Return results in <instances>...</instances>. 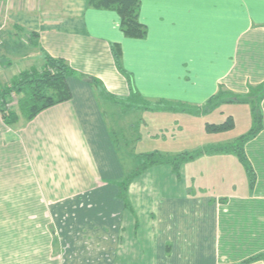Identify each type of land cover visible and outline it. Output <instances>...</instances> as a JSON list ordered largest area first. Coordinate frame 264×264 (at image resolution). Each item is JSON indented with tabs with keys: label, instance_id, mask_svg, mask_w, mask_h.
Masks as SVG:
<instances>
[{
	"label": "crops",
	"instance_id": "obj_1",
	"mask_svg": "<svg viewBox=\"0 0 264 264\" xmlns=\"http://www.w3.org/2000/svg\"><path fill=\"white\" fill-rule=\"evenodd\" d=\"M138 5L145 34L132 38L115 10L87 0H0V80L45 55L75 72L69 100L13 126L0 117V264H264L246 262L264 253V97L262 128L243 145L252 186L231 151L184 162L178 176L151 165L120 184L141 155L177 154L172 140L194 139L211 97L246 98L264 83V0ZM117 125L130 130L123 140ZM143 142L158 148L137 152Z\"/></svg>",
	"mask_w": 264,
	"mask_h": 264
},
{
	"label": "trees",
	"instance_id": "obj_2",
	"mask_svg": "<svg viewBox=\"0 0 264 264\" xmlns=\"http://www.w3.org/2000/svg\"><path fill=\"white\" fill-rule=\"evenodd\" d=\"M88 4L95 8L112 9L120 17V29L127 37L140 38L145 34V27L138 21V0H87ZM113 58L117 69L126 75L120 64V51L118 47L112 49ZM72 68L62 59L44 56L43 65L39 69H30L21 72L11 80L9 84L0 87V117L8 126H13L20 115L26 120L33 118L38 112L69 100L71 93L67 85V78L74 74ZM128 76V75H126ZM91 82L96 87H101L98 80L91 78ZM12 95L19 96L17 101L18 112L8 107ZM264 97V83L259 85L253 95L246 98H233L224 91L211 97L202 111L210 112L212 109L224 103L249 104L252 117V127L249 131L239 136L233 143L227 145L205 146L193 151H185L173 155L161 154L153 151L141 155L142 164L121 182L124 189L126 184L143 172L147 167L155 164L169 165L173 172L178 176L180 166L205 153L228 152L236 154L242 163L244 170L249 178L250 186L254 183V172L247 161L243 145L246 141L253 138L262 128V115L260 110V100ZM172 108V107H170ZM183 110V109H180ZM234 123L230 116L220 124L206 123V132L226 131L233 128ZM264 260V253L257 254L246 260Z\"/></svg>",
	"mask_w": 264,
	"mask_h": 264
},
{
	"label": "rangeland",
	"instance_id": "obj_3",
	"mask_svg": "<svg viewBox=\"0 0 264 264\" xmlns=\"http://www.w3.org/2000/svg\"><path fill=\"white\" fill-rule=\"evenodd\" d=\"M3 30L4 29H2V31ZM1 39H2V37H1ZM2 44H3V40H2ZM2 44H1V46H2ZM1 46H0V49H1ZM0 59H1V56H0ZM5 63H6L5 60H1L0 66L2 67L3 64H5ZM2 68H4V67H2ZM17 68L19 69L20 66L19 65H18V67L14 66L8 70L9 71L8 75L10 76V78L13 74H15ZM0 81H1L0 87H3L4 85L9 84L11 82L9 80L8 76L6 78H2ZM19 98H20L19 96L12 95L10 98V101L8 103V107L15 109L18 112L19 110H18V106H17V101ZM238 104H241V103H237L230 108H228V107L224 108L225 109L224 113L220 112L218 110L214 111L216 108H219L220 106H222V104H220L218 107H216L210 111V112H212V114H210V112H205V113L203 112V114L201 116L198 115L195 119H193L194 121H193V124L191 125V128H192L191 131H193L191 135L194 136V139L192 138L187 143H183V141L181 139L176 138V139L171 141L172 143H170V146L175 145L174 150H179L177 152L181 153V152H185V151L190 152V151L202 148V147H200L202 145V143L207 142V144H208V142H211L214 140H226V143H223V142H217V143H221V144L209 143L210 146L227 145V144L233 143L235 139L230 141V139L233 135H235V134L238 135L236 137V138H238L240 136V134L247 133L249 131V129L252 127L251 121L250 120L247 121V117H250V115H251L250 112L246 110L247 106H240ZM229 114H233L234 116H236L237 126L235 128H231V129L226 130V131L224 130V131L208 132L207 134L204 132L206 123H213V124L223 123L226 121V118L228 117L227 115H229ZM21 117L22 116L20 115V118ZM126 120H127L126 115L121 117V119H120L121 125H125ZM115 130H116V136L120 140H123V136H124V138H126V136L123 134V131H125V133H128V131H130L127 128L124 129L123 126L120 128L118 125H117V128H115ZM157 138H159V137H157ZM157 138H155L156 140L154 139L156 142H158ZM127 141L132 142L133 138L131 137V139L127 140ZM147 141H149V140H147ZM158 143H160V142H158ZM153 144L154 143L143 142V143L138 144L135 147V149L137 152H138V150H141L142 152L146 153V152L151 151L152 148H158L157 144L155 147H152ZM199 144H201V145L199 146ZM120 148H122V147L120 146ZM121 153H122L121 155H123L124 151L123 152L121 151Z\"/></svg>",
	"mask_w": 264,
	"mask_h": 264
},
{
	"label": "built area",
	"instance_id": "obj_4",
	"mask_svg": "<svg viewBox=\"0 0 264 264\" xmlns=\"http://www.w3.org/2000/svg\"><path fill=\"white\" fill-rule=\"evenodd\" d=\"M2 29H3V25L0 23V46L2 44V39H1Z\"/></svg>",
	"mask_w": 264,
	"mask_h": 264
}]
</instances>
